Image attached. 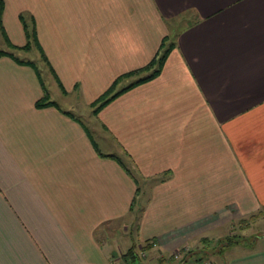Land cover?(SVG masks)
Wrapping results in <instances>:
<instances>
[{"label":"crops","instance_id":"crops-1","mask_svg":"<svg viewBox=\"0 0 264 264\" xmlns=\"http://www.w3.org/2000/svg\"><path fill=\"white\" fill-rule=\"evenodd\" d=\"M0 1L6 39L27 44L24 15L57 87L0 57V264H134L130 248L189 264L210 243L216 264H264V235L214 241L264 212V0ZM170 43L156 77L93 113Z\"/></svg>","mask_w":264,"mask_h":264},{"label":"rangeland","instance_id":"rangeland-1","mask_svg":"<svg viewBox=\"0 0 264 264\" xmlns=\"http://www.w3.org/2000/svg\"><path fill=\"white\" fill-rule=\"evenodd\" d=\"M2 28L3 27L0 24V51L10 50L20 58L32 60L37 65V67L41 69L42 71L41 73L43 77L46 79L47 85L49 87V93L51 95V98L56 97V92H57L56 84H54L52 77L49 75L45 60L41 58L37 47L33 45L31 49L27 51L14 47L12 45L13 43L10 40L6 39ZM59 98H60L59 103L62 107L72 110V112L77 114L91 129L92 127L91 122H92L93 117H92V113L87 109V107H85L81 103L80 104L77 103V105L74 104V106H72L71 104L74 102L69 104L68 101H61V99H63L61 96H59ZM91 132L93 133V136L96 139L97 137L96 133H100V130L98 129L96 133L95 131H92V130ZM259 218H256L254 220H248L249 218H247V219H243V220L240 219L239 221H235L233 225L231 226L232 228L229 226L228 228H225L224 229L225 231L223 230L222 232L223 234H221V237L214 241H217L221 243L222 245H227L228 242L231 243V241L233 240L244 241V243H247L246 246H248L249 244H252V241H254L255 238H258V237L260 238L264 235V219L259 220ZM246 222H249L250 224L247 227H245ZM121 223L122 222H120V224ZM131 227L130 229H132ZM134 239L135 241L136 240L138 241L137 237H134ZM214 246L217 247L218 245L217 244L214 245L213 243L209 244L210 253L204 254L202 250L198 251L196 255L197 257L194 258L189 264H201L204 261V259H209L210 261L212 260V264L213 263L216 264V261L219 259V257H218V254L213 252L217 250V249L213 250ZM243 246L245 245L243 244ZM135 254L136 255H135L133 263L140 264V262L144 259L142 252L140 254H137V253Z\"/></svg>","mask_w":264,"mask_h":264},{"label":"trees","instance_id":"trees-1","mask_svg":"<svg viewBox=\"0 0 264 264\" xmlns=\"http://www.w3.org/2000/svg\"><path fill=\"white\" fill-rule=\"evenodd\" d=\"M2 12H3V2L0 1V15H1ZM21 18H22L23 25H24V28H25V31H26V35L28 37V41H27V44L25 46H23V47H18V46H15L14 44H12V45L14 47H16V48H19V49H31L32 40L34 39L37 42V39L35 38V34H34V31H33L32 25L29 24V22L26 20L24 15H22ZM0 21H1V17H0ZM170 50H171V43L168 44V46L162 50V53L160 54V56L156 60H153V62L147 64L146 66H144L141 69H138V70H135L133 72L124 74V76H121L120 78L115 79V81L112 83V85L99 97V99H97L96 102H94V104H93L94 105L93 106L94 107L93 113L96 114L99 109H101L104 105H106L109 101H111V99L115 98L120 93L128 90L129 88H131V87H133V86H135L137 84H140L142 82L151 80L154 77H156L160 73V71H161V69L163 67V64H164V62L166 60V57H167L168 53L170 52ZM3 55L14 56V54L12 52H7V51H4V50L0 51V57L3 56ZM14 57H15L16 60H19L21 63H28V64L35 65V63L33 61H31V60H22V59H20V58H18L16 56H14ZM42 57L47 62V57L44 54H43ZM144 72H147V73L143 74ZM129 76H133V77H135V79L133 81H131L125 87H121L120 89H116V85L118 84V82L122 78L129 77ZM54 104H55L54 101H49V97L48 98L44 97L41 101L38 102L37 106L38 107H46L48 105H54ZM100 155L103 156V157H106V156L108 157L109 156V155H103V154H100ZM109 157H112V155H110ZM114 157H116L117 160L119 162H121V160L117 156H114ZM121 164H122V162H121ZM259 217H264V212L263 211L258 212L257 214H254V215L250 216L248 220H254V219L259 218ZM248 225H250L249 222H246L245 227H247ZM234 242H237V241L233 240V241H231V243L228 242L227 246H230ZM149 245H152V243L146 242L144 244L143 248L145 249V247H148ZM182 252H183V250H181V253ZM127 254H129L132 258L133 257L135 258V255H136L135 252L132 250V248H130L128 250ZM172 258L175 259L173 255H172Z\"/></svg>","mask_w":264,"mask_h":264},{"label":"built area","instance_id":"built-area-1","mask_svg":"<svg viewBox=\"0 0 264 264\" xmlns=\"http://www.w3.org/2000/svg\"><path fill=\"white\" fill-rule=\"evenodd\" d=\"M180 254H181V251L176 250L173 252L172 255L174 256L175 259H179ZM201 264H210V261L206 260V261H203Z\"/></svg>","mask_w":264,"mask_h":264}]
</instances>
